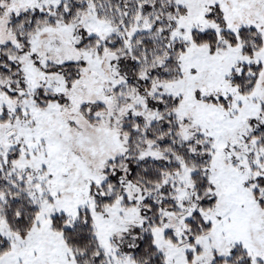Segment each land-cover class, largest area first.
Wrapping results in <instances>:
<instances>
[{"label": "snow or ice", "instance_id": "1", "mask_svg": "<svg viewBox=\"0 0 264 264\" xmlns=\"http://www.w3.org/2000/svg\"><path fill=\"white\" fill-rule=\"evenodd\" d=\"M0 264H264V0H0Z\"/></svg>", "mask_w": 264, "mask_h": 264}]
</instances>
